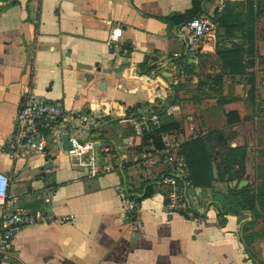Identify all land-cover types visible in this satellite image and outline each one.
Here are the masks:
<instances>
[{
	"label": "crops",
	"instance_id": "0c3cea01",
	"mask_svg": "<svg viewBox=\"0 0 264 264\" xmlns=\"http://www.w3.org/2000/svg\"><path fill=\"white\" fill-rule=\"evenodd\" d=\"M191 1L0 0V144L11 134L25 90L63 109L43 153L13 158L0 150V172L16 206L38 209L45 218L22 227L11 240L10 250L25 264H253L242 235L249 236L252 252L264 262V191L250 224L245 223L250 212L219 219L215 206L226 204L232 188L255 190L263 177L264 119L252 110L247 78L251 75L255 83L264 78V0H203L202 16L209 20L224 2L241 15L252 2L254 62L234 75L222 70L213 46L241 42L240 31L216 36L188 54L176 27L160 20L182 13ZM114 26L121 32L119 48L111 51L104 42ZM144 55L156 56L160 66L149 70ZM123 61L127 68L109 71ZM168 66L173 75L183 67L176 83L164 71ZM88 75L93 77L88 80ZM131 107L141 115L164 107L180 125L163 132L180 144L221 133L220 141H208L216 152L211 184L189 190L198 198L199 220L164 213L159 178L166 167L156 152L160 137L143 143L146 126L137 134L134 119L125 116ZM82 112L94 118L88 126L94 152L108 148L109 171L83 159L86 151L69 156L61 150V136H72L78 125L73 117ZM224 146L245 147L240 178L217 179L215 166ZM148 184L151 194L136 199ZM129 200L137 203L132 214L126 210Z\"/></svg>",
	"mask_w": 264,
	"mask_h": 264
},
{
	"label": "built area",
	"instance_id": "2783aa9c",
	"mask_svg": "<svg viewBox=\"0 0 264 264\" xmlns=\"http://www.w3.org/2000/svg\"><path fill=\"white\" fill-rule=\"evenodd\" d=\"M120 28L111 27L107 33L105 44L111 51L119 48ZM176 33L185 46V52L193 54L201 44L213 42L216 38V28L206 16L193 17L176 27ZM177 54H173L176 56ZM256 63V62H255ZM166 64L162 65L165 66ZM166 75L172 83H176L178 77L183 75V67L172 73L168 66ZM254 112L264 119V78L254 82ZM171 113V108L166 109ZM63 109L57 102H50L35 94L32 90L22 93L20 105L15 114V120L10 136L0 144V150L15 158L21 155L35 156L45 151L48 132L61 118ZM148 119L151 124L157 126L158 120L155 114L142 116L140 121L132 120L131 124L137 134L141 133L140 122ZM78 125L72 129L71 149L67 153L73 155L83 150L86 154L83 159L93 162L100 170L112 169V160L108 154V148H100L94 152V142L89 136L88 126L94 121L92 115L87 112L76 114L73 117ZM145 125V124H144ZM160 146L156 150L166 170L161 174L159 183L163 187V211L167 215L177 214L184 219L199 220L200 211L195 208L198 198L190 194L193 188L187 172L184 158L179 152L180 141L177 137L160 132ZM87 138L85 143L79 139ZM79 140V141H78ZM86 145V146H85ZM16 197L7 192V177L0 172V264H25L10 250L11 240L24 226L36 225L45 222L42 212L38 209L25 210L16 206ZM137 203L129 200L126 210L129 214L135 212ZM63 220H68L64 216ZM138 226L139 222L133 219Z\"/></svg>",
	"mask_w": 264,
	"mask_h": 264
},
{
	"label": "trees",
	"instance_id": "16d2710c",
	"mask_svg": "<svg viewBox=\"0 0 264 264\" xmlns=\"http://www.w3.org/2000/svg\"><path fill=\"white\" fill-rule=\"evenodd\" d=\"M203 12V0H192L189 8L185 9L182 13L166 15L160 17V20L170 27H177L193 17L202 15ZM255 17L256 14L254 13L252 2H248L245 5L243 15H241L239 11H236L230 3L224 2L221 10L211 18L213 23H216V30H221V34H216L219 38H221V36L230 37L232 31H240L241 42L232 43L228 47L221 45L218 46L216 44L213 46L214 53L222 61V70L229 75L243 74L245 67L249 65L251 66L254 62L253 28ZM245 56H248L249 58L245 59ZM188 70L189 69L187 68V71ZM247 81L249 83L247 95L249 96L252 110H254L253 77L250 75V77L247 78ZM171 101H174V98L171 99ZM152 113L156 115L158 125L155 126L151 124L148 119L144 120L146 131L142 133L143 143L148 138L156 139V136L158 137L160 132L172 128L176 129L180 125V123L175 121L170 115L165 114L164 107L155 109ZM148 115L149 114L141 115L135 112L134 107H131L125 112L126 117L133 118L136 121H140L142 116ZM106 119L112 121V118L110 117H107ZM220 134V132L213 131L209 134L210 136H198L184 141L179 145V152L184 158L188 177L192 186L206 187L211 184L213 180L211 173V160L216 152L213 151V144H210L208 141L211 139L216 142H218V140L220 141V138L218 137ZM219 157V163L215 166L218 172L217 179L220 181L223 180L224 175V181H229L233 177L240 178L244 171L245 147L224 146V151ZM262 191H264V170L261 183L255 190L251 189L249 186L228 190L230 199L226 204L218 203V205H215L217 216L221 219L223 214H238L243 211H248L251 213L252 218L245 223H252L256 217L255 204L260 202ZM151 192L152 188L150 184H148L145 186L143 193L138 195L136 199L146 197L150 195ZM243 229L244 228H242V230ZM241 240L248 257L253 264H264V262L252 252L249 236L242 235Z\"/></svg>",
	"mask_w": 264,
	"mask_h": 264
},
{
	"label": "water",
	"instance_id": "95a60500",
	"mask_svg": "<svg viewBox=\"0 0 264 264\" xmlns=\"http://www.w3.org/2000/svg\"><path fill=\"white\" fill-rule=\"evenodd\" d=\"M210 21H212V20H210ZM156 61H157V57L156 56L151 57L149 55H144L143 56V60H142V62L147 65V68L149 70H154V69H156V68H158L160 66V64L156 63ZM127 66H128L127 63L125 61H123V62L119 63L117 66L112 65V69H110L109 71H113L114 73H119V71H121L124 68H127ZM96 71H99V68H97ZM101 71L103 73H105L108 70H101ZM166 71H168V69H166ZM92 77L93 76L88 75L86 77V79L90 80ZM139 127L143 131L145 125L143 123H141L139 125ZM60 147H61V150L65 151L66 153L72 147L71 142L67 139V137L65 135L61 136V146ZM236 184H237L238 187H241L244 184V181L241 180L239 182H236Z\"/></svg>",
	"mask_w": 264,
	"mask_h": 264
},
{
	"label": "rangeland",
	"instance_id": "374dc122",
	"mask_svg": "<svg viewBox=\"0 0 264 264\" xmlns=\"http://www.w3.org/2000/svg\"><path fill=\"white\" fill-rule=\"evenodd\" d=\"M251 157H253V155H252ZM259 157H260V156H259Z\"/></svg>",
	"mask_w": 264,
	"mask_h": 264
}]
</instances>
